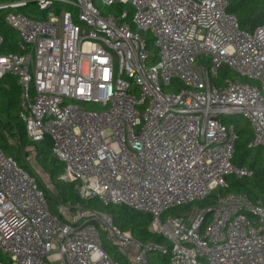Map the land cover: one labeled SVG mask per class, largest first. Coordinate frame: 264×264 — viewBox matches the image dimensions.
<instances>
[{
	"label": "built area",
	"instance_id": "1",
	"mask_svg": "<svg viewBox=\"0 0 264 264\" xmlns=\"http://www.w3.org/2000/svg\"><path fill=\"white\" fill-rule=\"evenodd\" d=\"M102 1L117 12L93 0L12 2L35 8L6 13L22 52H0V77L18 78L27 137L50 136L80 197L150 213L148 229L169 245L143 243L78 202L52 213L35 176L0 149L2 254L10 264H118L110 242L130 264H150L152 249L169 264H264V203L243 193L198 203L226 175L251 174L232 163L236 133L224 115H242L249 145L264 147V24L240 28L228 0ZM138 30L151 32L154 51ZM222 67L238 77L220 79ZM175 206L187 207L163 215Z\"/></svg>",
	"mask_w": 264,
	"mask_h": 264
},
{
	"label": "trees",
	"instance_id": "2",
	"mask_svg": "<svg viewBox=\"0 0 264 264\" xmlns=\"http://www.w3.org/2000/svg\"><path fill=\"white\" fill-rule=\"evenodd\" d=\"M18 0H0V52L20 53L17 32L5 22V15L11 10H26L35 8V3L26 2L20 6H11ZM227 10L233 13L240 28L252 30L264 24V0H228ZM233 72L221 68L220 76L232 77ZM20 84L14 74L6 73L0 77V149L21 166L27 173L43 174L45 179H37V185L42 190L49 209L59 203L78 202L84 207L95 208L111 215L114 225L120 230H128L131 235L143 243H159L166 246L169 241L161 235L151 232L148 225L150 213L140 211L125 204L103 203L97 197H80L76 184L61 177L63 163L51 155V138L45 134L38 142H31L26 135L23 123L18 117V102ZM224 121V119H223ZM225 122V121H224ZM233 124L236 138L233 144L232 163L236 167H245L251 171L250 175L237 177L234 173L225 176V185L220 186L218 194L243 193L249 199L260 200L264 203V147L249 145L252 131L247 121H236ZM31 154L32 161L27 164L25 156ZM26 163V164H25ZM50 182L49 188L45 186ZM216 193H210L199 201L201 205L211 204ZM187 207V206H180ZM108 255L118 264H130L127 259L118 253L113 245L103 243ZM150 264H169V255L160 249H152L147 254ZM205 264V263H204Z\"/></svg>",
	"mask_w": 264,
	"mask_h": 264
},
{
	"label": "rangeland",
	"instance_id": "3",
	"mask_svg": "<svg viewBox=\"0 0 264 264\" xmlns=\"http://www.w3.org/2000/svg\"><path fill=\"white\" fill-rule=\"evenodd\" d=\"M93 2L98 7V9L100 10V12L102 14H107V13H111V12H115L116 13L117 12V9H116L117 6L116 5L105 4L102 0H93ZM53 4H54L53 6H50V7L47 8V12L51 11L53 8H56L57 5H58L57 3H53ZM120 8L121 9L128 10L129 14H128L127 20L131 24V27L135 29V25H134V23L132 22V19H131V15H132L131 6L129 4H125V5H120ZM138 31L140 32V34L142 36H144L147 39L148 48L154 51L155 50V48H154L155 46L153 44V37L151 35V32L148 31V30H138ZM198 60H202V55H200L198 57ZM203 62L204 63L206 62L205 59L203 60ZM232 77L233 78H236V77H238V75H233ZM222 78H223V76H220V79H222ZM164 89L167 90V88H165V87H164ZM77 102L80 105H82L84 108H86V109L100 108L101 107L100 104L93 103V102H84V101H77ZM223 119H224V121L227 124L234 123L237 120L238 121H241V123L246 121V119L242 115H239V114L224 115V118ZM248 126L250 127L249 123H248ZM250 129H251V127H250ZM24 162H26L27 164H29V161H27V160L24 161ZM35 173H36L35 176L37 178L45 179V177L43 176V174H41L40 172L37 171ZM44 183H45V186L49 188L48 183L47 182H44ZM218 191H219V188L217 187L212 193L218 194ZM194 203L195 202H192V204H194ZM182 209H183V207H180V206L171 207V208L165 210L164 213H163V215H174V214H176L177 212H179ZM50 211L52 213H54V214H57V204L52 209H50ZM108 244L112 245L110 242H108ZM0 260L4 264H10L9 257L7 255H5V254H2L1 250H0ZM205 264H208V263L206 262Z\"/></svg>",
	"mask_w": 264,
	"mask_h": 264
}]
</instances>
